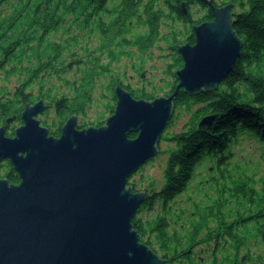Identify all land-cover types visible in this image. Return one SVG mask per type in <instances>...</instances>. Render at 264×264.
Returning a JSON list of instances; mask_svg holds the SVG:
<instances>
[{
    "label": "trees",
    "instance_id": "16d2710c",
    "mask_svg": "<svg viewBox=\"0 0 264 264\" xmlns=\"http://www.w3.org/2000/svg\"><path fill=\"white\" fill-rule=\"evenodd\" d=\"M228 4L242 42L240 56L216 87L192 94L180 88L173 97L168 126L179 109L190 116L179 132L163 133L160 140L172 145L154 157L167 152L161 184L151 181L144 188L146 199L132 219L140 241L163 264H264V0H0V110L13 125L22 124L27 104L51 96V79L67 84V93L56 100L60 123L85 113L111 62L135 52L143 64L164 38L167 21L189 25L181 43L194 45L195 35L187 37L193 24L214 21V8ZM172 33L168 46L175 51L181 43ZM90 39H97L92 47ZM173 57L167 69L172 93L175 71L184 65L179 51ZM133 67L138 73L143 68ZM119 83L110 82L108 114ZM123 86L135 98L156 95ZM209 114L213 120L199 125ZM9 181L17 182V175ZM127 186L140 191L131 179ZM145 209L150 215L142 218Z\"/></svg>",
    "mask_w": 264,
    "mask_h": 264
},
{
    "label": "water",
    "instance_id": "95a60500",
    "mask_svg": "<svg viewBox=\"0 0 264 264\" xmlns=\"http://www.w3.org/2000/svg\"><path fill=\"white\" fill-rule=\"evenodd\" d=\"M231 8L215 7L214 21L193 26L195 44L178 46L184 65L170 95L135 98L118 84L114 111L102 125L77 128L73 115L58 137L36 117L42 100L25 106L13 137L0 127V160L8 159L20 178L0 180V264H163L133 228L146 193L127 182L158 154L178 90L216 87L240 56ZM213 118L205 115L199 125Z\"/></svg>",
    "mask_w": 264,
    "mask_h": 264
},
{
    "label": "rangeland",
    "instance_id": "374dc122",
    "mask_svg": "<svg viewBox=\"0 0 264 264\" xmlns=\"http://www.w3.org/2000/svg\"><path fill=\"white\" fill-rule=\"evenodd\" d=\"M194 10H196L195 7H193L191 10L193 18L197 17V13H193ZM188 29L189 25L184 26L182 22H164L161 29V34L164 38L160 39L158 43L149 50L143 64H141L140 62V56L137 55L135 52H133L130 56H121L117 61L115 60L111 62L109 65L110 72L104 74L97 80V84L92 92V102L90 103V106L86 109L85 113H83L82 116H78V119L83 121L87 125L86 127H88L91 125H96L98 123L100 124L101 122L104 123L106 118L112 114H108L106 112L105 104L109 101L111 96L109 85L113 78L121 80L122 83H124L125 85H129L130 88H145L147 90H155L154 93L156 95L154 98L159 96H165V93L169 90V87L172 82V76L169 75L167 71L168 66L172 63L171 56L168 50V45L171 41L172 36L170 34L171 32H173L172 34H175L181 43V41L184 40ZM88 43L89 46L92 47L97 43V39H90ZM178 45L180 46L183 44L178 43ZM64 56L66 59L65 62H67L69 60V56H67V54H64ZM103 62H108V59L103 58ZM134 64L135 67H143V77H140L139 74L136 72L133 67ZM73 73L74 69H72V71H69L66 75L70 78ZM49 82H52L54 85L51 95L58 94L59 92L67 93L68 89L66 88V83L61 84V80L57 81L55 79H51ZM49 82H47L44 87H47L49 85ZM2 83L3 82L0 79V84ZM12 85L13 83L11 82L8 87L11 88ZM117 85H115V87ZM177 111H179L178 116L175 117L172 124L168 126L163 133L179 132L182 129V125L187 121L188 117L190 116L188 112L182 109H179ZM171 145L172 143L166 140H160L159 142L160 149H166ZM247 151H251V149H247ZM166 158L167 152L159 154L153 160L146 162L143 165V168H141V170L136 171L129 179H131V181L136 182L140 191L144 190V188L148 186L151 181H154V183L158 185L161 184L162 173L165 166ZM140 215L143 218L147 217L150 214L145 209L140 213ZM253 249L254 247H252V250Z\"/></svg>",
    "mask_w": 264,
    "mask_h": 264
},
{
    "label": "flooded vegetation",
    "instance_id": "af4514ba",
    "mask_svg": "<svg viewBox=\"0 0 264 264\" xmlns=\"http://www.w3.org/2000/svg\"><path fill=\"white\" fill-rule=\"evenodd\" d=\"M184 12H185V10H184ZM191 30H192V27H191ZM192 34H193V32L191 31L187 35V37L191 36ZM185 43H183V44H185ZM168 50H169V54L171 56V60L173 61V58H174L173 55H175V52L178 51V50L176 48V50L173 51L169 46H168ZM138 74H139L140 77L144 76L143 68L141 69V71ZM172 81H174V79ZM119 84H122V86H123L124 83H119ZM171 93H172V83H171V85L169 87V90L165 93V96H168ZM60 97H61V94L59 92L58 94L51 95V96H49L47 98H45V97L40 98L39 100L43 101V110H42L41 113H39L36 116L39 119L40 125L47 128L48 135L53 136V137H58V135H57L58 130L60 129V132H61V129H62L64 123L67 121L66 120L63 124L60 123L62 121V119L59 117L58 110H57L58 103L56 101ZM34 103H31V104H34ZM31 104H27V105H31ZM82 114L83 113H79V114L78 113H73V115H76V127L80 128V129L86 127V126L85 127H81V125L84 124V122L78 119V116H82ZM2 115H3V113L0 110V127L4 128V134L6 136L13 137L15 135L16 128L19 125H21V122L18 123L17 125H13L10 118L3 119ZM13 170L15 171V169L13 168L12 164L10 163V161L8 159L0 160V180H6L8 182V184H18L20 182L19 175H18V173L16 171L14 173ZM11 175H17L18 181L11 183L9 181V177ZM145 193L146 194H145L144 201L146 199V195H147L148 192L145 191Z\"/></svg>",
    "mask_w": 264,
    "mask_h": 264
},
{
    "label": "bare ground",
    "instance_id": "6f19581e",
    "mask_svg": "<svg viewBox=\"0 0 264 264\" xmlns=\"http://www.w3.org/2000/svg\"><path fill=\"white\" fill-rule=\"evenodd\" d=\"M194 25H198V24H193V26H194ZM193 26H192V32H193V34H194ZM194 35H195V34H194ZM130 94H131V93H130ZM37 101H38V100H37ZM174 110H175V105H174ZM101 125H102V124H101ZM91 126H92V125H91ZM93 126H95V125H93ZM99 126H100V125H99ZM60 134H61V132H60ZM60 134H59V135H60Z\"/></svg>",
    "mask_w": 264,
    "mask_h": 264
}]
</instances>
